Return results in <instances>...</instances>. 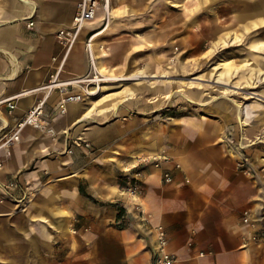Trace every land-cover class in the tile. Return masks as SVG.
<instances>
[{
  "label": "crops",
  "instance_id": "crops-1",
  "mask_svg": "<svg viewBox=\"0 0 264 264\" xmlns=\"http://www.w3.org/2000/svg\"><path fill=\"white\" fill-rule=\"evenodd\" d=\"M28 1L0 0V145L42 98L51 133L24 127L19 142L0 148V264H153L157 228L173 264H264L263 223L252 221L263 214L264 191L257 167L246 174L254 150L237 153L219 120H148L134 110L100 126L96 108L92 125L73 129L87 119L86 103H67L64 115L58 103L79 87H42L52 76L67 83L89 75L84 45L67 50L56 38L73 27L80 0ZM94 18L103 29L101 8ZM107 34L99 42L110 50ZM142 153L159 161L133 164ZM133 180L139 188L130 197L123 190Z\"/></svg>",
  "mask_w": 264,
  "mask_h": 264
},
{
  "label": "rangeland",
  "instance_id": "rangeland-1",
  "mask_svg": "<svg viewBox=\"0 0 264 264\" xmlns=\"http://www.w3.org/2000/svg\"><path fill=\"white\" fill-rule=\"evenodd\" d=\"M120 1L110 10L117 25L107 34L112 48L106 50L105 43L99 53L91 49L94 58L100 57L94 61L102 80L99 86L109 89L85 95L94 89L77 85L88 110L87 119L73 129L82 131L92 125L96 108L103 112L100 126L122 122L133 110L142 111L141 117L146 112L148 120H219L237 153L254 150L249 157L254 166L246 174L257 167L258 188L264 191V142L258 127L264 123V82L258 87V78L264 79V47L251 44L264 42V23L252 27L257 20L264 22V15L256 17L249 0ZM106 24L105 20L103 28ZM219 79L224 84L217 83ZM246 105L262 109L242 127L236 112ZM246 142L249 147L242 150ZM155 157L142 153L133 158V164ZM244 164L237 166L245 170ZM262 212L252 214V221L264 223Z\"/></svg>",
  "mask_w": 264,
  "mask_h": 264
},
{
  "label": "built area",
  "instance_id": "built-area-1",
  "mask_svg": "<svg viewBox=\"0 0 264 264\" xmlns=\"http://www.w3.org/2000/svg\"><path fill=\"white\" fill-rule=\"evenodd\" d=\"M99 8L103 10L106 17L109 16L110 0H80V3L78 4L75 14L73 16V27L69 30H60L58 31V33H56V38L60 42V44L66 47L68 50L74 44L83 24L87 21L93 20ZM32 26L33 23H28L27 25L28 28H31ZM90 39L88 40V43ZM87 51H88L90 71L92 72L90 75H87L86 77L83 78L75 79L67 83L59 82L57 81L56 76H52L50 77L49 83L44 87H42V89L46 91L47 94L51 93L54 90L62 92L65 91L66 87L74 86L73 84H71V82H77V85H85L84 86L85 88L83 89H87V88L96 89L102 80H100L96 74L95 62L94 60H92L93 55L91 53V48H88ZM87 93L88 91H86V94ZM84 96H82V98ZM79 99L80 98L78 95H67L66 97L61 99L58 103L59 113L61 115H64L66 113V104L70 102H75ZM4 104L7 105L9 111L13 110L15 107L12 101L5 100ZM44 104H45V98L40 99L24 115V117L17 122L15 131L12 133V135H10L4 140V142L0 145V148L7 147L11 143L19 142V133L24 127H32L42 133L50 134L51 131L48 128V122L43 118ZM86 147L88 146L86 145ZM158 161L159 159L155 157L151 162L157 163ZM163 180L165 183L169 182L170 176L168 174H164ZM138 188L139 187L137 181L133 180L132 182L129 183V185H127L124 188L123 192L129 195L130 197H134L138 191ZM250 219H251L250 213L246 212L243 215L242 222L244 224H247L249 223ZM259 231L262 232L263 234L261 235V237H264V223H263V227ZM254 239L259 240V237L256 236ZM166 243L167 240L165 237V233L161 228H157L156 248H155L153 264H173L175 262V257L169 254L166 250Z\"/></svg>",
  "mask_w": 264,
  "mask_h": 264
},
{
  "label": "bare ground",
  "instance_id": "bare-ground-1",
  "mask_svg": "<svg viewBox=\"0 0 264 264\" xmlns=\"http://www.w3.org/2000/svg\"><path fill=\"white\" fill-rule=\"evenodd\" d=\"M249 1H251V6H253L256 9V17L258 15H264V0H249ZM21 3L24 6V8L25 7H29V8L31 7V4H30V2L28 0H21ZM110 4H111V7H112V11H114L113 0H111V3ZM109 17L110 16H107L106 19H105L106 22H107V24L105 25V27L103 29H99V30H97V29L101 26L102 19H100V18H94L93 20H91L89 22H85L83 24V26L81 27V30H80V32H79V34H78V36H77V38H76V40H75V42H74L73 45H75V43H80V44L84 45L83 50H84V52H87V54H88V51H87L88 48H91V49L94 48L96 50L95 47L97 46V48H99L98 49V53H99L100 50L103 47V43L99 42L100 41V37H102L103 34H106V33L111 32L112 30L115 31L114 28H116V26H117L116 23H115V21L112 19V16L110 18ZM258 23H259V25H261L264 22H261V21H258L257 20L256 23H253L252 27H255L256 25H258ZM95 30H97L95 32L96 34H94L91 37V39H90V41L88 43V41L85 40L86 35L89 32L95 31ZM2 41H3V36H2V32L0 31V42H2ZM97 42L99 43V47H98V43ZM251 44L254 45V46H252L253 48H257V46H258V48H259V46L264 47V42H262L261 40H258V42H252ZM100 46H102V47L100 48ZM98 55L95 58L92 56V60H94V61L95 60H99L100 57ZM9 59H10V61H11L12 64L15 62V58L13 56H11V58H9ZM98 63H100V67H101V62H98ZM95 69H96V66H95ZM14 75H15V72L13 71L8 76V78L11 79V78L14 77ZM262 76H264V71H263ZM217 81H218L217 83H219V84H224V81L221 80V79H219ZM262 82H264V79L263 80H260L258 78V87H259L260 83H262ZM71 84H73L74 86H76L77 85V82H71ZM254 88H255V86H253L252 89H254ZM108 89H109V86H107V85H102V86H99L98 85V87L96 89H94L91 92H88L85 95H96L99 91H106ZM78 96H79L80 99L77 100V101H75V102H73L74 105H78L79 103L81 105H85V104H82V102L84 101V99H82V96H84V95L81 96V95L78 94ZM261 109H262V107L260 105H258V106L246 105V106L238 107L236 113H237V119H238L240 125L242 127H246L248 125L251 117L254 115V113L256 111L259 112ZM84 119H86V115H83V116L78 117L76 123H79V122L83 121ZM2 121L4 122V119ZM104 123H106V121H104ZM97 125H100V120H97ZM258 127L262 128L260 130V132H262V134H263L262 135L263 136L262 137V140L264 142V123L262 124V122H261V125H258ZM249 138H250V135H249V133L246 132L245 139L248 140ZM248 147H249V144L246 142L242 146L241 149L243 150V149H246Z\"/></svg>",
  "mask_w": 264,
  "mask_h": 264
}]
</instances>
